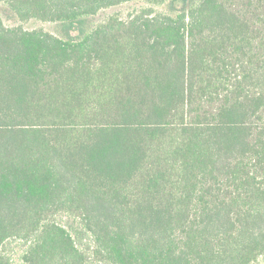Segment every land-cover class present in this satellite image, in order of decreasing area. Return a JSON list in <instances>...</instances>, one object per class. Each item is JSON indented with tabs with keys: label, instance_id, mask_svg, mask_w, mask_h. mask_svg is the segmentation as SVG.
I'll use <instances>...</instances> for the list:
<instances>
[{
	"label": "trees",
	"instance_id": "obj_1",
	"mask_svg": "<svg viewBox=\"0 0 264 264\" xmlns=\"http://www.w3.org/2000/svg\"><path fill=\"white\" fill-rule=\"evenodd\" d=\"M0 4V264L264 258V0Z\"/></svg>",
	"mask_w": 264,
	"mask_h": 264
},
{
	"label": "rangeland",
	"instance_id": "obj_2",
	"mask_svg": "<svg viewBox=\"0 0 264 264\" xmlns=\"http://www.w3.org/2000/svg\"><path fill=\"white\" fill-rule=\"evenodd\" d=\"M140 7H141L140 3L132 2V3L123 4V5L114 7V8L105 9V10L100 11L95 16V18L92 19V21L95 23H99V22L105 21L111 16L125 20L128 17V15L131 12H133V10L140 8ZM9 16L10 15L5 11V9L0 4V18L5 23V25H8V26L17 25V21ZM23 27L29 30L42 29L43 31L53 33V34H56V31H57L54 25L47 24V23H27V24H24ZM8 249L10 253H13V251L17 252L19 250V248H17L15 244L7 246V250ZM256 264H264V258Z\"/></svg>",
	"mask_w": 264,
	"mask_h": 264
}]
</instances>
